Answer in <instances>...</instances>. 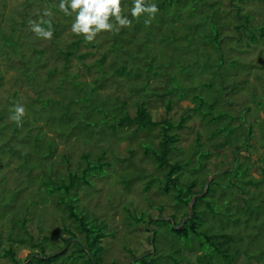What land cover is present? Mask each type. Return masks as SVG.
I'll list each match as a JSON object with an SVG mask.
<instances>
[{
	"label": "rangeland",
	"instance_id": "obj_1",
	"mask_svg": "<svg viewBox=\"0 0 264 264\" xmlns=\"http://www.w3.org/2000/svg\"><path fill=\"white\" fill-rule=\"evenodd\" d=\"M149 2L159 9L150 25L144 23L146 14L131 17L130 27L102 31L74 48L71 43L83 36L71 32L74 14L60 12L59 0H0V264H10L8 249L18 261L29 259L38 252L30 244L45 253L64 251L54 264H82L68 258L78 251L74 240L63 243L69 236L64 228L83 239L66 203L101 225L104 236L95 245L102 248L100 264H203L196 260L198 245L190 250L170 233V214L178 220L188 208L175 204L171 183L167 192L161 189L168 166H158L152 153L161 151L169 163H188L178 173L177 187L194 176L198 190L202 177H213V195L205 201L217 215L201 203L199 229L222 230L230 252L227 260L210 258V264H264V0ZM131 5L122 0L123 14ZM45 9L54 13L58 31L51 40L36 37L28 23L38 22ZM216 33L220 43L213 40ZM58 50L71 55L64 59ZM119 62L124 72L116 74ZM193 97L206 104L199 108ZM135 103L144 104L155 122L176 125L187 117L181 129L167 131L176 139L167 144L169 150L160 145L159 126L135 133L134 126L105 128L110 105L114 116L123 110L132 116ZM16 104L26 109L19 126L9 119ZM207 111L227 119L210 122L209 115H201ZM94 121L100 125L89 131L84 122ZM216 129L221 131L210 136ZM83 154L90 163L84 165ZM85 166L80 182L87 183L62 199L55 191L59 179L66 181L67 172L80 175ZM237 167V175L223 174ZM246 180L253 185L235 193Z\"/></svg>",
	"mask_w": 264,
	"mask_h": 264
},
{
	"label": "trees",
	"instance_id": "obj_2",
	"mask_svg": "<svg viewBox=\"0 0 264 264\" xmlns=\"http://www.w3.org/2000/svg\"><path fill=\"white\" fill-rule=\"evenodd\" d=\"M130 2L132 3V1L130 0ZM132 6V5H131ZM131 8V7H130ZM125 16H127L128 18H131V14H130V9L127 10V12H125L124 14ZM130 16V17H129ZM134 23V20H133ZM42 27H47V25H42ZM135 27V25H133V28ZM234 29H239V26H235ZM52 31L53 34H57V28L52 24ZM261 37H264V33H261ZM219 34L216 33V35L214 36L213 40L216 43H220L219 42ZM84 40V38H80L77 39L75 41H73L71 43V46H73L74 48L77 47L79 41ZM116 43V42H114ZM90 45V44H88ZM119 47V46H118ZM122 47V46H121ZM120 48V47H119ZM39 53L38 50H35ZM60 54L63 55L64 59H67L70 55L71 52L68 50H58ZM127 57L129 58V56L126 54ZM81 57V56H80ZM121 61V58L120 60ZM98 63V62H97ZM98 66V64H97ZM152 66L151 64H149V66L147 65V70H151ZM124 72V66L120 65V62L117 66V68L115 69V73L116 74H121ZM135 76H138V73H135ZM153 75H157L158 73H152ZM78 83V82H76ZM79 89V87H78ZM229 89V87H228ZM227 89V91H228ZM79 91V90H77ZM93 90H90L89 96L91 95ZM174 90H169L167 89V93H173ZM226 91H224L223 93H225ZM221 93V94H223ZM163 95V94H162ZM83 97L85 99H88V95L86 97V95H83ZM79 99V98H78ZM193 99H196L198 101V106L200 108V106L206 104V102H203L201 98H197V97H193ZM75 102V101H74ZM83 102H88V100L86 101H81ZM81 102H76V103H80ZM102 103H107L109 104V100H105V101H101ZM75 103V104H76ZM111 106L112 112L109 109H107L108 113L110 112V114L112 116H110V121L109 123H107V126L105 128H108V131H113L116 132V130H121L122 128L125 127H130V126H134V130L133 132H137L139 129H143V128H154L156 126H159V129L162 133V139L163 142L160 143V145H162V148L164 150H169L170 148L167 147V144H173L176 139L174 136H169L167 134V131L170 128L175 127L176 129H181L182 128V123L184 122V120L187 117H181L179 122L176 123V125H173V123L169 122L167 119H163L162 121L159 122H155L151 120V117L149 115V113L147 112V110L145 109L144 104L142 103H135V110H134V114L132 116H129L128 113L123 110L122 111V115L120 116H114L113 111L114 108ZM125 106L124 103H122L119 106V109H123V107ZM197 106V107H198ZM212 103L208 105V110H210L212 108ZM97 108V107H95ZM77 109H82V106L78 107ZM166 109H169V103L166 104ZM197 109L196 107L194 108V110ZM211 113L209 111H207V113H201L202 117L209 115V121L210 122H214L215 120H217L218 118H224L225 120L227 119L225 116V113H218L216 116L215 115H210ZM105 116V115H104ZM107 117V116H106ZM105 118V117H104ZM109 119V118H107ZM107 121V120H106ZM105 121V122H106ZM85 126L90 127L89 131L93 130L95 127H99L98 125H100L98 122L94 121V122H84ZM251 125H249L250 127ZM101 128V127H100ZM96 129V128H95ZM97 130V129H96ZM217 130V131H216ZM215 131H211L210 136H213L215 133H218L219 131H221V129H216ZM103 133V132H102ZM246 133V138L247 140L249 139L250 135H251V130L250 128L247 129V131H245ZM112 135V134H111ZM224 143H221L220 145L222 146ZM166 145V146H165ZM167 147V148H166ZM148 152V148L146 147L144 149V153L147 154ZM154 154L153 156V160L157 163L158 166H168V170L166 171L165 174V178H164V185L162 186V191L167 192L168 191V184L171 183L172 184V188H173V200L175 202L176 205L181 206L180 208H188V212H183V214L181 215V217L177 219L176 215L174 214H170V219H167L166 221L168 222L169 229H170V233L173 235V237L175 239H177L178 241H182L187 245H191V249L194 248V246L198 245V249L201 251V254L196 258V260L202 262L203 264H210V258H217L220 259L222 258V260H227L228 254L230 252L229 250V239H227V235L226 233H224L222 230L216 233H212L210 234L209 232H203L202 230L199 229L200 227V223L201 220L199 218L200 216V210L199 208H201V203H205V206L207 208V211H209L211 213V216H215L217 215V212L212 208V205H210L209 203H207L205 200L207 199V197L213 195V191L212 189H210V184H211V180L213 179V177L208 180L205 189L204 188V184H205V178L202 177V180L199 182L201 185L199 187V189H195L194 188L197 186V181L195 180V177L192 176L191 177V181L184 183V186H180L177 187V180L179 178V172L182 168H185L188 163H182L179 164V162H172L169 163L167 162V158H164V151H161L160 154H157L155 152H152ZM204 158L203 156H199L198 158L201 159L203 158V160L207 157V153H204ZM81 159L83 160V163L85 165V163H90V160H88V155L83 154L81 155ZM189 170L191 171V173H195L196 172V168H192ZM240 172L239 168H235L234 171H229V170H225L223 172L226 173V175H229L230 173L234 172L232 176L237 175V172ZM87 168L86 166L82 169L81 174L80 175H76V174H71L69 172H67V179L66 181H64L63 179H59V182H57L56 185V189L55 191L58 192V195L63 199L64 197H69V191L72 188H76L78 183L80 184H85L87 183L86 181H82L81 180H85V177L87 175ZM205 176V174H204ZM252 180V179H250ZM251 184L249 183L247 180L244 181H240V183H238V187H236L235 189V193H242L243 192V188L246 187V185ZM53 189V192H54ZM52 192V193H53ZM59 199L57 200L58 204H63L62 200ZM242 201L246 202V200L242 199ZM191 202V203H190ZM190 203V206H188ZM64 205V204H63ZM65 210L68 213V217L71 218L74 221V224L76 225L75 230L77 231V233L79 235H83V239H82V243L81 240H76L77 237L75 234L71 233V231L69 229H65L64 231H66L69 236L65 239H63V243L64 245L67 244L71 239L74 240V242H72L75 246L78 247V251L75 252V254H72V256H68V258L70 259L71 263L77 261V260H81L82 264H100L101 262V258H99L100 256V252L102 251V248L100 246V248L95 247L96 243L98 244V241L101 237L104 236V234L102 233V228L101 225L99 226L97 223H95L94 220H90L89 222L86 220L85 214L84 213H76L75 208L73 205H71V203H66L64 205ZM226 208V206H225ZM226 212V209H225ZM182 218H184L182 220ZM23 223L25 222V219H23ZM161 219L160 217L155 218L154 222H159ZM182 220V221H181ZM138 221H140V219H138ZM152 220H150L151 222ZM233 221H237V218H233ZM148 222V224L150 223ZM153 222V221H152ZM29 237V241H30V236ZM197 239V240H195ZM76 240V241H75ZM196 241V244H194L193 241ZM22 241V240H19ZM28 241V242H29ZM187 242H190L189 244ZM80 244H82V246H80ZM31 248L37 249L38 252L34 253L36 256H33L34 254L31 253L29 255L30 258L29 259H24L22 262L18 261L14 258V254L13 252L8 249L5 253V255H8L9 258L11 259L10 264H54V262L58 259V257L62 256L64 254V251H60L58 253H45L44 249L41 245L39 244H30ZM238 252V250L236 251ZM203 260V261H202ZM233 261L229 262V264H232ZM178 264V263H175Z\"/></svg>",
	"mask_w": 264,
	"mask_h": 264
},
{
	"label": "clouds",
	"instance_id": "obj_3",
	"mask_svg": "<svg viewBox=\"0 0 264 264\" xmlns=\"http://www.w3.org/2000/svg\"><path fill=\"white\" fill-rule=\"evenodd\" d=\"M58 9L65 16H73L71 32L77 36H83L86 43L93 42L102 31L118 33L121 28L130 27L132 21L125 16L122 0H59ZM159 11L155 3L149 0H132L130 14L133 19L139 20L142 15H147L146 26ZM54 13L51 9H45L40 20H29L30 30L36 37L51 40L53 37L52 20ZM43 17H48L44 19ZM47 25V27H42ZM12 114L9 119L19 126L26 115V109L19 104L10 109Z\"/></svg>",
	"mask_w": 264,
	"mask_h": 264
},
{
	"label": "water",
	"instance_id": "obj_4",
	"mask_svg": "<svg viewBox=\"0 0 264 264\" xmlns=\"http://www.w3.org/2000/svg\"><path fill=\"white\" fill-rule=\"evenodd\" d=\"M207 182H208V180L205 181V184H204V188H203V189H205V186H206ZM190 203H191V202H190ZM190 203H189L188 206H190Z\"/></svg>",
	"mask_w": 264,
	"mask_h": 264
}]
</instances>
